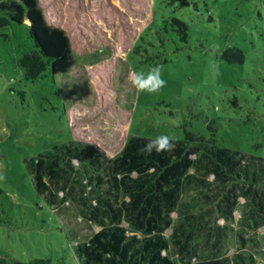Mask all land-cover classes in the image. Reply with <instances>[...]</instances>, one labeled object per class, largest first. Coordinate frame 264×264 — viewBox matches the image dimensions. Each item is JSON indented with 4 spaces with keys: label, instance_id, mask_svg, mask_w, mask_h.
<instances>
[{
    "label": "rangeland",
    "instance_id": "obj_1",
    "mask_svg": "<svg viewBox=\"0 0 264 264\" xmlns=\"http://www.w3.org/2000/svg\"><path fill=\"white\" fill-rule=\"evenodd\" d=\"M38 2L47 23L68 36L76 63L56 79L59 100L51 77L27 80L18 65L33 49L26 20L0 28V255L80 264L71 234L86 239L99 229L69 182L56 189L59 198L67 192L61 207L37 194L31 160L54 145L86 142L107 161L131 133L180 136L186 113L214 117L238 145L264 155V0ZM172 17L188 25L187 43L177 39ZM135 44L140 52H132ZM230 46L242 50L243 65L220 59ZM147 53L151 58L145 61ZM154 66L165 86L137 92L130 72L147 73ZM234 95L242 109L229 104ZM255 143L261 146L254 148ZM189 174L163 230L170 242L166 254L186 264L214 253L233 262L237 254L249 253L253 264H264V187L251 197L246 185L215 173L190 169ZM121 225L128 229L129 218Z\"/></svg>",
    "mask_w": 264,
    "mask_h": 264
},
{
    "label": "trees",
    "instance_id": "obj_2",
    "mask_svg": "<svg viewBox=\"0 0 264 264\" xmlns=\"http://www.w3.org/2000/svg\"><path fill=\"white\" fill-rule=\"evenodd\" d=\"M42 13L38 0H0V28L12 23L22 24L26 20L33 49L20 56L18 65L27 80L51 77L54 92L60 100L61 90L56 79L64 76L76 59L68 36L58 26L48 24ZM170 23L177 39L187 43L188 25L173 17ZM164 29L167 30L166 27ZM159 40L163 42L161 37ZM140 48L142 46L135 44L132 52H140ZM219 56L222 61L233 65H243L245 60L237 46L225 48ZM150 58L147 53L145 61ZM259 96L260 93L255 99L260 100ZM240 100L234 95L229 104L242 109L238 104ZM169 112L173 114V111ZM198 115L185 113L181 118V135L170 136L175 144L171 151L143 153L140 150L149 139L159 134L131 133L121 152L107 161L103 160L96 147L87 146L86 142L54 145L52 150L31 160L32 179L38 195L49 201L51 206L57 204L61 207L68 201L67 192L59 198L56 194L59 190L56 189L66 187V182H69L68 188L71 191L74 188L87 207V218L98 219L99 229L88 238L75 240L71 234L70 246L80 264H177L172 256L166 254L170 242L163 230L171 224L169 213L180 196L183 182L190 178V169L206 170L233 181V184L246 185L251 197L255 196L256 187H264V155L254 154L238 145L214 117L201 118ZM249 115L250 111L247 120ZM252 146L258 148L261 144ZM204 159L206 165L202 166ZM47 180L53 183L55 190ZM124 197L128 200L125 201ZM117 201L120 206L114 204ZM253 202L255 210L262 207L254 199ZM124 217L129 218L130 230L121 225ZM195 242H199L197 236ZM253 263L255 261L249 253L237 254L233 262L215 253L186 262ZM0 264H52V260L50 257H33L19 261L0 255Z\"/></svg>",
    "mask_w": 264,
    "mask_h": 264
},
{
    "label": "clouds",
    "instance_id": "obj_3",
    "mask_svg": "<svg viewBox=\"0 0 264 264\" xmlns=\"http://www.w3.org/2000/svg\"><path fill=\"white\" fill-rule=\"evenodd\" d=\"M155 3V0H152ZM129 82L137 90V92L155 93L165 86V80L161 77L159 66H154L147 73L132 71L129 74ZM159 122H157L158 124ZM175 147L174 138L162 134L149 141L140 150L143 153L151 154L153 151L160 153L171 151Z\"/></svg>",
    "mask_w": 264,
    "mask_h": 264
}]
</instances>
